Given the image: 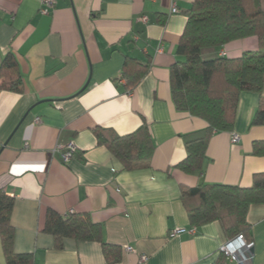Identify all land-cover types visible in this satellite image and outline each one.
<instances>
[{
	"label": "crops",
	"instance_id": "0c3cea01",
	"mask_svg": "<svg viewBox=\"0 0 264 264\" xmlns=\"http://www.w3.org/2000/svg\"><path fill=\"white\" fill-rule=\"evenodd\" d=\"M193 1L53 0L42 13L41 0H0V64L12 54L23 87L0 92V190L14 199L15 254H31L33 264H108L98 242L67 239L56 250L43 231L48 211L87 215L100 225L103 242L119 249L112 264H212L230 241L216 221L191 228L181 191L201 183L250 188L264 174V155H253L254 144L264 143V125H251L264 82L260 96L240 94L232 131L211 137L200 174L174 168L186 156L182 136L206 126L175 109L169 86ZM260 48L264 39L248 37L201 57L236 59ZM127 58L150 64L132 91L121 79ZM142 124L155 150L146 167L130 171L92 132L126 136ZM70 143L75 151L64 163L57 148ZM246 222L249 264H264V204L250 206ZM177 229L185 232L171 236Z\"/></svg>",
	"mask_w": 264,
	"mask_h": 264
},
{
	"label": "trees",
	"instance_id": "16d2710c",
	"mask_svg": "<svg viewBox=\"0 0 264 264\" xmlns=\"http://www.w3.org/2000/svg\"><path fill=\"white\" fill-rule=\"evenodd\" d=\"M186 17L176 48V55L182 60L171 65L169 86L175 109L206 124L204 129L182 136L186 156L174 167L194 176L202 171L211 137L232 131L240 94L252 92L260 96L264 82L262 48L245 52L236 59L204 60L201 53L248 37H256L261 43L264 39V12L261 0H194ZM149 67V62L127 58L121 73L126 89L132 91ZM22 90L16 59L7 54L0 64V92L22 93ZM251 125H264L262 99ZM92 132L97 145L104 146L123 170L146 167L153 156L155 147L145 124L126 136L103 128ZM253 155H264V143L254 144ZM180 201L191 228L216 221L228 239L241 236L250 246L246 215L250 206L264 204V174L255 175L250 188L205 183L183 188ZM13 203L14 199L0 190V245L5 263L33 264L31 254L17 255L13 251L14 229L10 222ZM43 231L52 236L56 250H61L67 239L98 242L108 264L119 257L118 247L103 242L102 227L87 215L67 213L61 216L48 211ZM212 264H227L226 256L219 252Z\"/></svg>",
	"mask_w": 264,
	"mask_h": 264
},
{
	"label": "built area",
	"instance_id": "2783aa9c",
	"mask_svg": "<svg viewBox=\"0 0 264 264\" xmlns=\"http://www.w3.org/2000/svg\"><path fill=\"white\" fill-rule=\"evenodd\" d=\"M41 4L44 6L42 9V13H47V10L52 7L53 5V0H41ZM177 13V9L173 7L171 9V14ZM142 22H146V18H141ZM39 120H36L38 122ZM239 142V136L236 134H231V143L232 144H237ZM58 150H63L62 153V160L64 163L68 162L70 158L72 157V154L75 151V148L72 143L68 144L65 149H62L61 146L57 148ZM69 213H72L71 211ZM185 230L177 229L174 230L171 233V236H176L181 233H184ZM126 252H132L131 248H126ZM221 252L226 256V259L228 262H236V263H242L247 260V245L245 243V240L241 237L238 236L227 243H225L221 247ZM146 259L145 256H142L140 261H144Z\"/></svg>",
	"mask_w": 264,
	"mask_h": 264
},
{
	"label": "water",
	"instance_id": "95a60500",
	"mask_svg": "<svg viewBox=\"0 0 264 264\" xmlns=\"http://www.w3.org/2000/svg\"><path fill=\"white\" fill-rule=\"evenodd\" d=\"M253 255V248L251 246H247V260L245 262H242L240 264H249L251 257Z\"/></svg>",
	"mask_w": 264,
	"mask_h": 264
}]
</instances>
